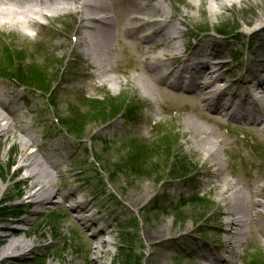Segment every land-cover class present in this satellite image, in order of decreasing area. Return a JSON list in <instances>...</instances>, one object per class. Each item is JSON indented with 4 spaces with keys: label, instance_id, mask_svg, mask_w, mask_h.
<instances>
[{
    "label": "rangeland",
    "instance_id": "obj_1",
    "mask_svg": "<svg viewBox=\"0 0 264 264\" xmlns=\"http://www.w3.org/2000/svg\"><path fill=\"white\" fill-rule=\"evenodd\" d=\"M65 1L75 6L72 0ZM160 1L184 34L177 39L178 50L161 44L159 54L167 58V69L174 67L176 53L183 54L185 48L189 49L184 54L190 51L192 32H200L215 39L209 44L224 53L231 75L243 76L245 60L256 52L254 45L264 39L263 32L249 34V27L264 21V0L232 1L229 10L216 18L202 17L198 0ZM65 11L50 13L48 18L34 16L39 26L32 29L15 24L0 29V84L21 96L15 122L33 137L35 143L29 151L56 175L55 187L60 190L59 196L32 212L27 194L20 193L26 171L16 173L23 134L0 141L4 176L0 186H5L4 193L0 189V217L25 218L15 223L16 228L29 238L41 240L31 253L0 258V264H89L93 255L88 249L95 242L108 249L110 264H129L127 254H131L133 264H185L200 259L203 250L219 255L218 242L208 225L215 222L219 206L227 209L235 201L222 199L209 188L222 178L236 182L245 191H252L244 187L247 181L264 184V143L258 145L259 153L255 139L263 136L264 122L221 117L219 123H211L189 109L174 108L163 100L161 89L195 96L150 80L147 67L152 57L146 54L148 50L138 55L117 50L110 64L114 82H105L96 69L83 67L81 61L72 64L74 53L83 48L76 32L79 18L72 13L64 15ZM184 13L191 16L190 23L182 24ZM248 20L252 23L245 26ZM216 30L228 37L219 38L224 34ZM74 35L78 40L72 39ZM239 36L244 38L238 40ZM93 44L90 40L86 49ZM162 48L167 49L166 55L160 53ZM218 57L213 60L222 59ZM139 79L160 89L149 93ZM5 95L3 88L0 97ZM188 119L222 135L211 139L223 140L219 151L223 174L207 173L195 148L186 143ZM55 150L60 152V157L56 154L60 160L54 169L49 161ZM39 151L46 156L41 158ZM251 176H255L254 181ZM261 197L255 199L263 200ZM262 213L261 207L253 209L260 229L264 227ZM100 226L105 229L99 230ZM162 228H166L165 233ZM164 235H171L166 248H153L158 243L155 239ZM260 239L257 244H240L236 264H254L255 258L264 261V239ZM205 243L208 248L200 249Z\"/></svg>",
    "mask_w": 264,
    "mask_h": 264
},
{
    "label": "bare ground",
    "instance_id": "obj_2",
    "mask_svg": "<svg viewBox=\"0 0 264 264\" xmlns=\"http://www.w3.org/2000/svg\"><path fill=\"white\" fill-rule=\"evenodd\" d=\"M72 1L75 4L73 8L67 5L69 1L65 0H0V29L4 25L14 24L20 25L23 29H32L39 26L34 16L48 18L52 17L50 13L61 14L64 9L66 10L64 15L72 13L79 18L76 32L80 35L79 42L83 50L74 53L72 64L81 61L83 67L90 66L96 69L99 77H102L105 82H114L116 78L110 75V71L112 72L110 64L117 50L135 55L148 50L146 54L149 53L150 57H152L151 53L154 54L150 66L147 67L150 80L154 83L162 82L176 92L183 91L195 96L190 98L191 96L186 97L179 93L176 95L161 89L163 100L169 101L167 103L174 108L189 109L200 118L205 117L204 120L211 123H219L221 117L254 124L264 122V39L254 45L253 49L256 52H252L245 60L241 68L244 77L241 78L231 75L229 64L224 59V53L211 46L209 43L212 44L215 39L208 37H192L193 46L190 51L184 54L189 49L185 48L183 54L176 53L174 67L167 69V58L161 57L160 54L150 49L155 50L162 44L168 46L169 50H178L180 45L177 39L183 38L184 34L178 29L175 18L168 16L160 0H151L149 4L141 0ZM169 1L172 2V0ZM232 1L241 3L246 0H198L197 9L204 18L206 16L216 18L229 10ZM90 15L92 17H89ZM183 16L182 24L190 23L191 16L188 13H184ZM260 16L259 13L256 18ZM251 23L252 20H248L244 22V25L249 26ZM150 28L152 36L147 39L143 33ZM249 28L252 31L264 33V21H258ZM251 33L250 31L249 34ZM120 36H123V39H120ZM224 37L228 36L225 34L219 36L222 39ZM242 38L244 37L239 36L238 40ZM72 39L75 41L78 37L74 35ZM92 39L95 40L94 47L86 49V45ZM153 43L156 45L151 47L150 44ZM73 48L76 49L77 46ZM165 52H168L167 49L162 48L160 53L166 55ZM78 56H80L79 59H77ZM215 56H220L222 59L215 61L213 60ZM139 82L149 93L152 90L157 91L158 87L155 85L146 84L141 79ZM219 82H224V85L215 87L212 94L207 93V91L211 92L209 89L212 90ZM20 99L21 96L14 92L10 94V97L0 101V141L10 136L16 138L19 133L23 134L20 138L22 153L17 161L16 173L26 171L21 180L24 187L21 188L20 193L27 194V198L33 205L31 210L36 212L40 205L59 196L60 190L55 187L56 175L52 173L51 167L48 165L50 170H46L45 164L37 159L35 152L29 151L35 143L33 137L22 124L17 125L15 122V113L21 109ZM191 99L194 103H191ZM202 111L210 115L203 114ZM186 124L187 128L184 131L186 143H191L195 148V155L206 166L207 173L223 174L224 171L219 165L221 163L219 151L223 146V140L219 142L211 139L212 136L221 137L220 132L209 130L191 119H188ZM255 139L260 153L258 145L264 143V134L259 139ZM39 152L41 158L46 156L43 152ZM51 157L49 163L55 169L60 159L56 158L55 152H51ZM261 175L264 176V174ZM251 179L254 181L255 176H251ZM4 187L0 186L3 193ZM244 187L252 191H245L236 182L226 178L211 185L210 192H218L222 199L230 198L235 201L227 209L219 206L214 215L215 222L208 225L212 232L211 236L218 242L219 255L217 253L210 255L208 250H203L204 252L199 255L200 259L194 258L197 260L191 259L185 264H236L235 259L240 256L242 242L250 245L252 242L257 244L261 237L264 239V227L260 229L256 226L258 222L253 214V209L261 207L263 209L261 215L264 217V184L257 182L255 185L247 181ZM257 195H261L263 200L255 199ZM6 196L5 194L4 198ZM24 220L25 218L11 220L6 217V214L0 217V258L2 260L15 255H27L36 248L35 243L41 241L29 238L26 233L16 228L15 223ZM103 229L105 227L100 226V230ZM165 229L162 228L161 231L165 233ZM170 236L164 235L156 238L158 243L153 248L164 250L171 241ZM199 248L207 249V243ZM88 250L93 255L89 264H110L108 249L103 250L101 242H95ZM215 250L217 251L216 248ZM166 254L168 252H165ZM257 259H254V264H264V261L260 262Z\"/></svg>",
    "mask_w": 264,
    "mask_h": 264
},
{
    "label": "trees",
    "instance_id": "obj_3",
    "mask_svg": "<svg viewBox=\"0 0 264 264\" xmlns=\"http://www.w3.org/2000/svg\"><path fill=\"white\" fill-rule=\"evenodd\" d=\"M1 178H4L3 174H2V165H1V161H0V179ZM131 254H127L126 256V260L128 261L129 264H133V261H131ZM41 262L39 261V263L37 264H40ZM27 264H36V263H27Z\"/></svg>",
    "mask_w": 264,
    "mask_h": 264
}]
</instances>
